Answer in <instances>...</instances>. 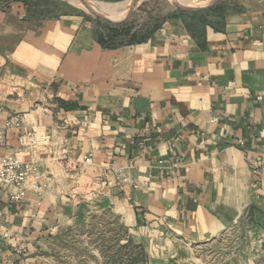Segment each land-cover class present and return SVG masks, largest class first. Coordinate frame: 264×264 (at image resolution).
<instances>
[{"label": "crops", "instance_id": "obj_1", "mask_svg": "<svg viewBox=\"0 0 264 264\" xmlns=\"http://www.w3.org/2000/svg\"><path fill=\"white\" fill-rule=\"evenodd\" d=\"M241 6L181 11L111 44L115 31L104 35L78 12L0 5V131L21 119L0 155L28 161L29 133L62 137L70 159L93 155L83 176L105 179L98 198L67 200L79 173L45 158L41 204L33 193L10 203L0 191V264H67L53 243L106 213L129 237L139 233L155 264L184 262L233 227L263 241L264 174L255 164H264V0ZM113 169L138 188L118 183Z\"/></svg>", "mask_w": 264, "mask_h": 264}, {"label": "rangeland", "instance_id": "obj_2", "mask_svg": "<svg viewBox=\"0 0 264 264\" xmlns=\"http://www.w3.org/2000/svg\"><path fill=\"white\" fill-rule=\"evenodd\" d=\"M9 1L11 0H0V5ZM26 1L38 15L58 16L78 12L88 17L98 25L104 35L107 31H115L111 44L125 42L126 31L130 28L145 26L147 30H152L158 27L168 16L181 12L179 7L192 9L214 4L219 5L214 13L222 14L239 11L244 2V0H125L122 3L126 5L117 9V6L113 5L122 3L84 0V4L77 0L84 7L95 1L100 9L108 14L103 15L97 11L89 13L71 0ZM122 10L124 13L117 17ZM103 17L122 22L111 23L105 21ZM242 228L244 229L241 226L239 230L233 227L223 237L220 236L208 245L194 248L187 257H184L185 261L178 264H264V239L260 243L252 241L244 234ZM129 233L119 219L106 213L94 216L86 226L64 232V236L53 243V248L67 264H155L140 243L137 237L139 233L136 232L134 238L129 237Z\"/></svg>", "mask_w": 264, "mask_h": 264}, {"label": "built area", "instance_id": "obj_3", "mask_svg": "<svg viewBox=\"0 0 264 264\" xmlns=\"http://www.w3.org/2000/svg\"><path fill=\"white\" fill-rule=\"evenodd\" d=\"M2 112L0 105V115ZM20 124L19 115L7 119L4 124L5 128L0 131V146L6 145V130L13 126L19 127ZM33 136L29 133L22 143V147L26 148L32 155L28 161H21L12 153L0 155V191L10 203L24 201L33 193L39 200L38 204H41L42 180L45 178L42 164L45 158L58 163L65 174L70 171L79 173V176L72 180L64 194L67 200L92 201L102 194L105 179H93L83 176L81 173L84 167L92 165L93 155L91 153H86L80 160H72L67 155L68 140L66 138L36 140ZM255 167L258 172L264 174V164L259 166L256 163ZM111 172L115 180L121 185H131L134 189L138 188V184L124 176L120 169H113ZM3 236L8 237V234L4 233ZM22 251L23 247H16L15 249L18 254Z\"/></svg>", "mask_w": 264, "mask_h": 264}, {"label": "bare ground", "instance_id": "obj_4", "mask_svg": "<svg viewBox=\"0 0 264 264\" xmlns=\"http://www.w3.org/2000/svg\"><path fill=\"white\" fill-rule=\"evenodd\" d=\"M71 2L72 3H76V4H78V6H81L82 8H84V9H86V11H88L89 13H94V11H97V12H99L100 14H103V15H105V14H107V13H105L104 11H102L101 9H100V7L96 4V2L95 1H93V2H91L89 5H87V6H83V5H81V3H79L77 0H71ZM111 6V5H110ZM108 7V6H107ZM112 7V6H111ZM110 8V7H109ZM113 8V7H112ZM108 15V14H107Z\"/></svg>", "mask_w": 264, "mask_h": 264}, {"label": "water", "instance_id": "obj_5", "mask_svg": "<svg viewBox=\"0 0 264 264\" xmlns=\"http://www.w3.org/2000/svg\"><path fill=\"white\" fill-rule=\"evenodd\" d=\"M80 1H82V2L85 4V1H84V0H80ZM178 7H179V6H178ZM179 9H181L182 11H189V10H194V9H197V8L187 9V8L179 7ZM103 19H104L105 21H108V22H111V23H121V22H122V20L113 21V20H110V19H108V18H104V17H103Z\"/></svg>", "mask_w": 264, "mask_h": 264}, {"label": "trees", "instance_id": "obj_6", "mask_svg": "<svg viewBox=\"0 0 264 264\" xmlns=\"http://www.w3.org/2000/svg\"><path fill=\"white\" fill-rule=\"evenodd\" d=\"M14 1H21V2H24V3L28 4L29 6H31V4H29L26 0H14Z\"/></svg>", "mask_w": 264, "mask_h": 264}]
</instances>
